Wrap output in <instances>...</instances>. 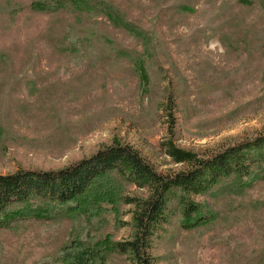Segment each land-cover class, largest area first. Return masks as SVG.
I'll list each match as a JSON object with an SVG mask.
<instances>
[{
  "label": "rangeland",
  "instance_id": "rangeland-1",
  "mask_svg": "<svg viewBox=\"0 0 264 264\" xmlns=\"http://www.w3.org/2000/svg\"><path fill=\"white\" fill-rule=\"evenodd\" d=\"M47 1L0 0V175L60 170L115 142L174 171L168 100L179 147L264 135V0H97L112 19L31 6ZM256 171L242 190L207 196L204 225L171 218L156 264H264V164ZM94 182L45 206L51 220L0 227V264H128L115 247L131 234L123 197L138 189L116 171Z\"/></svg>",
  "mask_w": 264,
  "mask_h": 264
},
{
  "label": "trees",
  "instance_id": "trees-1",
  "mask_svg": "<svg viewBox=\"0 0 264 264\" xmlns=\"http://www.w3.org/2000/svg\"><path fill=\"white\" fill-rule=\"evenodd\" d=\"M101 3L97 0H54L35 2L31 6L41 11L70 8L90 12L93 9L112 19L111 11L103 9L105 3ZM120 17L117 12L115 21L123 25ZM174 107V102L168 100L164 112L170 136L163 142V148L173 163L181 165L180 168L158 171L129 144L115 142L100 149L91 159L60 170L0 175V227L7 229L25 219L51 220L58 211L45 206L52 201L64 203L86 191L96 190V178L108 171H116L138 189L123 197L125 204L130 206V219L124 225L129 227L131 234L116 244L117 253L124 256L128 264H156L153 240L171 218L178 217L185 229L204 225L212 217L207 196L242 190L251 182L246 183V177L252 176L254 180L256 168L264 164V135L215 151L199 152L177 146L172 137ZM200 197H206L205 201L199 200ZM28 202L34 204L28 206Z\"/></svg>",
  "mask_w": 264,
  "mask_h": 264
}]
</instances>
